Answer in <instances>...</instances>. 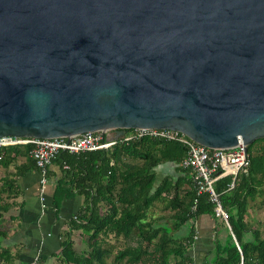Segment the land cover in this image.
Returning a JSON list of instances; mask_svg holds the SVG:
<instances>
[{
    "label": "water",
    "instance_id": "1",
    "mask_svg": "<svg viewBox=\"0 0 264 264\" xmlns=\"http://www.w3.org/2000/svg\"><path fill=\"white\" fill-rule=\"evenodd\" d=\"M137 128L264 139V0H0V137Z\"/></svg>",
    "mask_w": 264,
    "mask_h": 264
},
{
    "label": "trees",
    "instance_id": "2",
    "mask_svg": "<svg viewBox=\"0 0 264 264\" xmlns=\"http://www.w3.org/2000/svg\"><path fill=\"white\" fill-rule=\"evenodd\" d=\"M260 142L264 139L247 146L249 166L246 173L240 172L236 177L226 175L214 182L213 190L227 213L230 231L218 219L226 228L225 239L215 241L213 256L199 262L188 251L195 242L193 227L182 239L176 240L172 234L200 216L216 218L215 204L207 193L197 194L190 170L180 167L185 157L181 144L144 137L117 141L108 149L90 152L59 151L52 162L60 173L51 194L55 214L64 200L76 195L82 196L83 206L67 223L66 232L59 241L57 259L61 264H104L114 248L105 239L112 235L114 238L123 236L127 241L123 248L114 250L115 264H264V239L244 222L249 201L259 194L264 197V152L256 146ZM30 149V145L8 148L0 165L8 167L17 156H24L27 170H37L29 156ZM165 163L176 166L175 174H185L177 178L166 175L158 182L159 166ZM13 183L8 188L13 187ZM185 183L188 188L182 190ZM3 191L0 188L1 218L9 208L4 204ZM156 204L172 212L163 218L171 227H156L154 220L148 221ZM72 231L87 238L88 252L74 251L70 239ZM4 236L0 233V263L12 264L21 250L17 255L12 254L10 249L16 246L3 241Z\"/></svg>",
    "mask_w": 264,
    "mask_h": 264
},
{
    "label": "crops",
    "instance_id": "3",
    "mask_svg": "<svg viewBox=\"0 0 264 264\" xmlns=\"http://www.w3.org/2000/svg\"><path fill=\"white\" fill-rule=\"evenodd\" d=\"M104 135L107 140L119 138L115 131H109ZM256 146L264 149V142H260ZM26 160L24 156H17L8 167L0 165V188L4 190L2 193L4 204L9 207L8 213L3 214L2 218L0 217L1 223L5 221L4 224H0V233L5 235L2 240L9 243L10 246H20L24 258L23 261L21 260L22 264H28L30 260L26 257L29 252V242L37 240L41 241L40 261L52 263L54 259L57 260L56 255L60 252L59 241L66 232L67 223L83 206V198L76 195L71 199L64 200L59 212H57V215L55 214L51 204V194L55 180L60 176V173L54 165H51L48 169L49 175L46 176L47 181L44 188L45 208L42 210L39 201V172L35 169L27 170ZM159 167L158 176L162 175V178L166 175L177 178L185 174V172L175 174L174 169L176 166L172 163L161 164ZM12 182H14L13 187L8 188V185ZM181 188L187 190L188 185L185 183ZM14 195L16 196L13 197ZM159 209L166 215L156 216L154 207L151 219L148 218V221L154 220L156 227L160 225L171 227L170 222H166L163 218L172 215V212L162 210L161 206ZM251 213V207L248 206L244 218L247 227L256 225L253 222L255 220L252 218ZM12 221H15V226L10 228L11 231L6 230L7 226L5 227V225ZM192 227L193 231L194 229L197 231V240L188 250L189 254L196 262L204 258H211L213 256V243L224 241L227 234L226 228L218 219L203 215L195 221H188L179 231L173 233L172 237L176 240L182 239L188 235ZM75 236H80L79 232L72 231L70 239L74 240ZM107 238H112L119 245L118 249L123 248L127 243L123 236L114 238L112 235H108ZM107 238L105 241L109 246L116 245L114 242L108 241Z\"/></svg>",
    "mask_w": 264,
    "mask_h": 264
},
{
    "label": "built area",
    "instance_id": "4",
    "mask_svg": "<svg viewBox=\"0 0 264 264\" xmlns=\"http://www.w3.org/2000/svg\"><path fill=\"white\" fill-rule=\"evenodd\" d=\"M150 138L160 141H171L181 144L185 149V157L180 162V167L190 170L191 181L197 194L207 193L211 202L215 204L214 216L227 223V213L222 209L218 195L213 190L214 182L226 175L236 177L238 173H246L249 166L247 148L239 142L229 149H207L197 144L184 134L167 129H130L118 139L107 140L100 132L83 133L69 138L34 139L15 136L0 137V160L4 158L8 148L30 145V158L34 161L39 172V201L41 209L45 208V184L49 167L59 151L71 154L108 149L117 141L127 142L140 138ZM233 184L229 186L232 188ZM193 241L197 240V231L194 230ZM28 264H40L39 258L34 257Z\"/></svg>",
    "mask_w": 264,
    "mask_h": 264
},
{
    "label": "rangeland",
    "instance_id": "5",
    "mask_svg": "<svg viewBox=\"0 0 264 264\" xmlns=\"http://www.w3.org/2000/svg\"><path fill=\"white\" fill-rule=\"evenodd\" d=\"M263 152H264V149H263ZM161 179H162V175L158 176L157 181L159 182ZM263 198H264L263 195L259 194L254 200L249 201V203H248V206H250L251 210H252V213H251L252 218L255 220L253 222L256 223V225L248 226V228L250 230H252V231L257 230L258 233H259L260 238H262V239H264V201H263ZM159 207H160V205H155V211L154 212H155L156 216H158V215H160V216L166 215V213H162V211L159 209ZM152 214H151V216H152ZM151 216H150L149 219H151ZM4 223H5V221H2V223L0 222V224H4ZM14 226H15V221H12V222L7 223L5 225L6 230H8V231H11L10 228H12ZM86 240H87L86 237H80V236H75L74 237V240H72V242H73L74 251L76 253H86V252L89 251V246H88V243H87ZM107 240L110 241V242H114V244H116V245H112L114 247L113 251H112V254L109 255L105 259L104 264H115L114 263V254H115L114 250L118 249L119 245H117V243L112 238H107ZM105 242H107V241H105ZM19 247L11 248L10 252L12 254H14V255H17L18 251L21 249ZM40 249H41V241L40 240L30 241L29 242L28 256L26 255V257H28V260H29V258L31 260L34 257H38L40 259V257H39ZM21 252L22 251H20L19 258L15 259L12 264H22L21 260L23 261L24 258H23V255H22ZM30 260H29V262H30ZM41 264H61V263H60V261L58 259L57 260L54 259V261L52 263H49L47 261V262H41Z\"/></svg>",
    "mask_w": 264,
    "mask_h": 264
}]
</instances>
